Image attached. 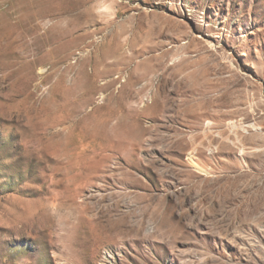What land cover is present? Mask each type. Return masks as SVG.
Instances as JSON below:
<instances>
[{
	"label": "rangeland",
	"instance_id": "374dc122",
	"mask_svg": "<svg viewBox=\"0 0 264 264\" xmlns=\"http://www.w3.org/2000/svg\"><path fill=\"white\" fill-rule=\"evenodd\" d=\"M0 264H264V0H0Z\"/></svg>",
	"mask_w": 264,
	"mask_h": 264
},
{
	"label": "bare ground",
	"instance_id": "6f19581e",
	"mask_svg": "<svg viewBox=\"0 0 264 264\" xmlns=\"http://www.w3.org/2000/svg\"><path fill=\"white\" fill-rule=\"evenodd\" d=\"M5 11H7V12H8V9H7V10L5 9V10H4V12H5ZM7 12H6V13H7ZM210 89H211V88H210ZM199 90H200V89H199ZM211 97H212V96H211Z\"/></svg>",
	"mask_w": 264,
	"mask_h": 264
}]
</instances>
